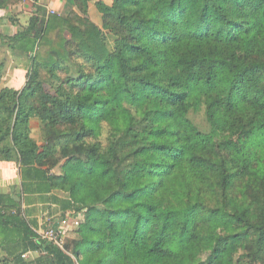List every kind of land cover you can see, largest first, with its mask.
Returning <instances> with one entry per match:
<instances>
[{"label":"trees","instance_id":"obj_1","mask_svg":"<svg viewBox=\"0 0 264 264\" xmlns=\"http://www.w3.org/2000/svg\"><path fill=\"white\" fill-rule=\"evenodd\" d=\"M90 1L1 38L29 66L0 89L27 197L0 194V264H264V0Z\"/></svg>","mask_w":264,"mask_h":264},{"label":"crops","instance_id":"obj_2","mask_svg":"<svg viewBox=\"0 0 264 264\" xmlns=\"http://www.w3.org/2000/svg\"><path fill=\"white\" fill-rule=\"evenodd\" d=\"M27 0L24 4L21 2L16 6H9L5 10H0V40L1 38H9L14 37L18 33H21L27 26L29 18L34 12V6L38 5L46 10V16L48 17L50 14L49 11L54 12V14L60 17H66L71 11L75 9L73 0ZM95 1L91 0L88 5V17L94 23L99 24V14L95 8ZM4 44V43H3ZM6 47V52H4L5 58L3 62L6 60V64H4L3 74H8L7 80L10 79L11 83L6 85L8 88H12L15 90H20L23 88L24 83H18L16 79H24L26 78V71L28 69V55L24 53H20L18 51H11L8 48V44L4 45ZM3 51H1L2 56L4 55ZM2 62H0V65ZM9 64V66H7ZM7 178V175H2L0 177V186ZM4 187L1 186L0 194H8L3 190ZM10 194V193H9ZM25 206V205H24ZM24 208V207H23ZM33 217L37 220V226H41V221H45L42 219L43 217L40 214H34ZM61 218V217H59ZM47 219V218H46ZM60 220V219H59ZM44 224V222H42ZM56 223V222H55Z\"/></svg>","mask_w":264,"mask_h":264},{"label":"rangeland","instance_id":"obj_3","mask_svg":"<svg viewBox=\"0 0 264 264\" xmlns=\"http://www.w3.org/2000/svg\"><path fill=\"white\" fill-rule=\"evenodd\" d=\"M4 43V44H3ZM8 44V42L6 40L2 41L0 40V62H2L3 67L1 68V73H0V89L2 88H8L6 85H9L11 83L10 79H8V77H10L7 73L3 74V69H4V64H6V60L3 62V59L5 58V53L6 52V47L4 46L5 44ZM1 51H3L4 55L2 56ZM7 66H9V64H7ZM23 79H16V81H18V83L21 84H25V80L22 81ZM191 120L200 128L203 130L207 129V124L205 123L204 119L201 116H197L194 114L190 115ZM31 129H32V137L34 138V140H36L39 144H40V133H39V125L37 123V121H32L31 123ZM2 145H0L1 147ZM13 160L7 162L4 161L2 158H0V177H2V175H7V178L4 179V181L1 184V186L4 187V191H6L7 193L13 194L14 196H19V198L22 200L23 203V207H24V203H25V197L23 194H21V187H20V180H19V169H18V164L16 162V158L13 154L12 157ZM1 183V182H0ZM0 186V188H1ZM77 215H73V216H68V218H70L71 223H68L67 225V231H66V241H65V245L69 244L72 240L76 239L77 236L75 234V232L73 230H76L77 226L80 223V220H82L80 218V216ZM60 216H57V218ZM77 218V219H76ZM79 218V219H78ZM60 218H58L57 220H59ZM66 220V221H67ZM44 222V224L42 223ZM47 220L45 221H41V226H40V230L42 231L44 229V227H46L47 225ZM44 225V226H42ZM4 254L2 251H0V259L3 258Z\"/></svg>","mask_w":264,"mask_h":264},{"label":"built area","instance_id":"obj_4","mask_svg":"<svg viewBox=\"0 0 264 264\" xmlns=\"http://www.w3.org/2000/svg\"><path fill=\"white\" fill-rule=\"evenodd\" d=\"M27 0H22L24 4ZM50 15H53L54 12L49 11ZM58 220L56 223H49L48 226L43 231L37 232V235L40 239L46 240L47 242H51L56 244L60 248H64L65 240H66V231L68 223H71L70 218ZM25 257V256H24Z\"/></svg>","mask_w":264,"mask_h":264}]
</instances>
